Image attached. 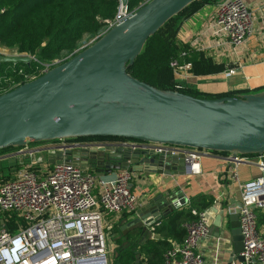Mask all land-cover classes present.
<instances>
[{"label": "water", "instance_id": "1", "mask_svg": "<svg viewBox=\"0 0 264 264\" xmlns=\"http://www.w3.org/2000/svg\"><path fill=\"white\" fill-rule=\"evenodd\" d=\"M195 1L149 0L64 63L1 94L0 150L78 138H118L226 153L232 158L264 155V91L198 99L154 88L127 73L147 39ZM32 59L25 54H0V64ZM15 162L10 159L8 165ZM63 162L93 169L99 175L113 171L183 175L191 168L183 154L155 155L114 146L75 148L48 159L51 165ZM179 194L156 196L136 212L121 228L119 249L142 246L152 239L151 228L186 204ZM240 208V202L214 203L204 213L209 236L229 234V264H247L242 257ZM118 256L116 252L114 264H119ZM135 264H139V256Z\"/></svg>", "mask_w": 264, "mask_h": 264}, {"label": "built area", "instance_id": "2", "mask_svg": "<svg viewBox=\"0 0 264 264\" xmlns=\"http://www.w3.org/2000/svg\"><path fill=\"white\" fill-rule=\"evenodd\" d=\"M148 1L143 0L142 4ZM134 11H129L127 5L119 0L114 18L104 22L99 34L87 46L129 18ZM253 33V15L243 0H221L200 36L191 44L201 38H209L238 49L247 43ZM85 47H80L77 53ZM60 62L56 60L53 67ZM53 67L45 66L39 74ZM169 67L178 78L184 79L190 64L179 65L176 60H171ZM235 73L236 68L231 65L223 75L227 79ZM36 78L35 75L25 77L26 82ZM187 86L178 83L175 88L179 90ZM107 146L148 151L155 155L183 154L190 160L194 175L200 172V158L213 153L127 139L60 140L42 146L28 144L3 151L0 163H6L13 176L7 180L0 178V264H113L104 219L106 216L136 212L138 200L130 190L132 172L115 171L109 179L72 163H48V159L56 154L65 155L75 148ZM249 158L225 156L235 172ZM256 158L261 175L240 185L238 221L243 239L242 257L247 264H264V227L257 226V212H264V155ZM10 159L16 160L12 167L8 165ZM205 212L207 210L199 215L197 221L186 225L184 242L171 245L164 254L163 264H204L197 247L208 234Z\"/></svg>", "mask_w": 264, "mask_h": 264}, {"label": "trees", "instance_id": "3", "mask_svg": "<svg viewBox=\"0 0 264 264\" xmlns=\"http://www.w3.org/2000/svg\"><path fill=\"white\" fill-rule=\"evenodd\" d=\"M221 0H196L178 15L167 21L148 38L140 55L127 70L133 78L160 90L178 91L198 99L237 97L240 93L205 95L187 86L177 90L171 60L179 65L190 64L189 73L208 75L222 71L212 60L190 49L187 43L178 42L176 34L181 18L195 5H217ZM143 0H127L129 11L136 10ZM119 0H0V47L25 54L33 59L29 63L0 64V95L22 85L26 76L39 77L45 66L61 64L77 54L85 37L95 38L106 20L114 18ZM87 47V46H86ZM85 47V48H86ZM118 140V138H78L70 142ZM7 148L5 150H10ZM228 155L226 153H218ZM247 157H258L249 155ZM7 180L8 178H3ZM214 204L207 196L190 199L188 204L161 218L152 227L154 237L142 246L118 250L119 264H163L164 254L172 244L181 245L186 238V225L198 220L199 215ZM133 214V213H132ZM257 226L264 227V212H257ZM137 238H133L135 241ZM120 243V241H118ZM121 244V243H120Z\"/></svg>", "mask_w": 264, "mask_h": 264}, {"label": "crops", "instance_id": "4", "mask_svg": "<svg viewBox=\"0 0 264 264\" xmlns=\"http://www.w3.org/2000/svg\"><path fill=\"white\" fill-rule=\"evenodd\" d=\"M243 2L253 15L254 33L247 43L238 49L209 38H201L191 44L200 36L216 5L199 3L181 18L178 40L181 43H189L190 49L203 54L215 65L222 67L221 72L208 75H195L187 71L184 79H178L183 84H188L205 95H221L229 92L246 95L249 92L256 94L264 91V0H243ZM231 65L236 68V73L225 79L223 72ZM256 160L257 158L250 157L247 162L240 164L235 172L233 165L225 160V155L207 153L199 160L198 175H194L191 169L189 173L183 175L178 172L173 175L132 173L130 190L138 200L136 212L145 208L156 196L177 192L187 200L185 205L190 199L198 196L211 197L216 204L224 202L229 205L231 202H240V185L261 175ZM106 165L116 166V163H106ZM85 169L95 173L93 169ZM114 173L115 171L104 173L103 176L111 179ZM136 212L106 216L104 219L107 245L113 264L114 255L123 242V238L119 239L121 228L136 217ZM225 234L221 238L207 234L200 240L197 251L202 255L204 264H229L231 242L229 234L227 232ZM232 264L240 263L236 261Z\"/></svg>", "mask_w": 264, "mask_h": 264}, {"label": "rangeland", "instance_id": "5", "mask_svg": "<svg viewBox=\"0 0 264 264\" xmlns=\"http://www.w3.org/2000/svg\"><path fill=\"white\" fill-rule=\"evenodd\" d=\"M178 33L176 34V39L178 42H180L178 40ZM92 41V38H89V37H85L83 38L81 44H80V47H85L87 46L90 42ZM0 54H4V55H14V52L12 51H9V50H6L4 48H1L0 47ZM173 78L176 80V83L180 84V85H183V82H181L180 80H178V76L177 75H173ZM249 94H251L249 92ZM50 142H39V143H32L30 144L31 146H42V145H46V144H49ZM55 143V142H54ZM59 143V142H57ZM3 150H0V153H2ZM7 164L6 163H0V178H11L13 175L12 173L8 170V168H6Z\"/></svg>", "mask_w": 264, "mask_h": 264}]
</instances>
